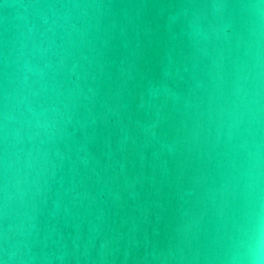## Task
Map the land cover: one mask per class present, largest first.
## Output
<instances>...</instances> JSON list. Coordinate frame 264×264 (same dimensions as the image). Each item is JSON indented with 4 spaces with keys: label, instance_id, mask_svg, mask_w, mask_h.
<instances>
[{
    "label": "water",
    "instance_id": "water-1",
    "mask_svg": "<svg viewBox=\"0 0 264 264\" xmlns=\"http://www.w3.org/2000/svg\"><path fill=\"white\" fill-rule=\"evenodd\" d=\"M0 264H264V0H0Z\"/></svg>",
    "mask_w": 264,
    "mask_h": 264
}]
</instances>
